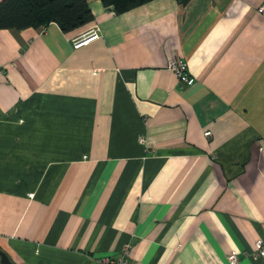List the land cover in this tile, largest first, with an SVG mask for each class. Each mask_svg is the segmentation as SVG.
<instances>
[{"label": "crops", "instance_id": "0c3cea01", "mask_svg": "<svg viewBox=\"0 0 264 264\" xmlns=\"http://www.w3.org/2000/svg\"><path fill=\"white\" fill-rule=\"evenodd\" d=\"M86 2L93 19L71 31L0 29V249L15 264L125 245L132 264H228L234 249L264 264V0Z\"/></svg>", "mask_w": 264, "mask_h": 264}, {"label": "trees", "instance_id": "16d2710c", "mask_svg": "<svg viewBox=\"0 0 264 264\" xmlns=\"http://www.w3.org/2000/svg\"><path fill=\"white\" fill-rule=\"evenodd\" d=\"M150 0H102L106 7L122 13ZM187 2L188 0H178ZM93 19L86 0H0V29L37 28L55 22L67 32Z\"/></svg>", "mask_w": 264, "mask_h": 264}, {"label": "built area", "instance_id": "2783aa9c", "mask_svg": "<svg viewBox=\"0 0 264 264\" xmlns=\"http://www.w3.org/2000/svg\"><path fill=\"white\" fill-rule=\"evenodd\" d=\"M257 11L264 14V2L257 7ZM100 37V29L97 25L91 27L90 29L82 32L78 36L72 39L73 48H79L93 40ZM176 76L177 83L180 87L191 86L195 82V77L190 74L188 65L186 61L181 57H174L171 59L167 65ZM205 135H210L209 131L205 132ZM143 138H141V141ZM240 251L238 249L231 250L226 255V260L228 264H239ZM251 255L253 257L264 256V238H257L254 243V250ZM130 257V247L125 245L121 251L114 257H103L95 260L94 264H132L129 260Z\"/></svg>", "mask_w": 264, "mask_h": 264}, {"label": "water", "instance_id": "95a60500", "mask_svg": "<svg viewBox=\"0 0 264 264\" xmlns=\"http://www.w3.org/2000/svg\"><path fill=\"white\" fill-rule=\"evenodd\" d=\"M0 263L1 264H15L10 258L9 256L0 249Z\"/></svg>", "mask_w": 264, "mask_h": 264}]
</instances>
